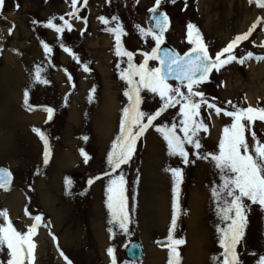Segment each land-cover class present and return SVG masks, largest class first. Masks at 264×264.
<instances>
[{
	"label": "rangeland",
	"instance_id": "374dc122",
	"mask_svg": "<svg viewBox=\"0 0 264 264\" xmlns=\"http://www.w3.org/2000/svg\"><path fill=\"white\" fill-rule=\"evenodd\" d=\"M154 7L156 0H76L75 6L73 0H3L0 166L11 170L15 180L12 187L0 190V212L6 211L13 227L23 233L36 223L33 217L41 215L32 236L34 260L26 264H68L69 261L112 264L109 248L113 249L117 264H169L170 258L174 259L168 247L170 231L173 239L185 241L177 246L180 264H222L223 248L217 228L226 224L217 215L212 196L213 187L221 183L219 170L210 156L197 158L192 145H186L185 150L194 162L184 164L181 157L169 155L163 135L155 127H149L136 141L130 161L112 173L117 176L122 171L126 180L127 232L119 227V221L112 217L107 206L108 177L104 175L110 171L107 156L120 134L123 109L129 104L125 92L131 87L126 79H121L122 72L126 75L129 69L128 57L118 56L117 47L132 53L133 67L144 63V53H151L156 47L152 36L144 35L150 9ZM157 10L169 20L160 48L167 46L182 55L190 52L195 47L188 40L187 26L191 23L199 30L213 59L259 20L248 40L233 50L237 60L219 71L214 69L208 80L193 90L203 92L208 103L230 111L232 105L264 107V60L238 62L249 51L254 56H264L261 47L264 8L249 0H161ZM101 16L109 22H102ZM53 17V23L58 25L68 21L71 30L65 27L62 33H57L46 27ZM117 25L123 28L119 45L111 31ZM43 43L52 48L51 53H45ZM61 44L70 48L71 54ZM85 66L88 71L84 70ZM38 67L48 83L35 80ZM148 67H158V60H149ZM134 80L138 81L139 77ZM181 90L187 94L186 86ZM141 96L142 111L155 112L162 106L158 94L143 89ZM47 107L54 109L50 120ZM179 109L180 105L168 109L153 124L170 126L176 122L177 134L182 137ZM198 119L207 127V131L201 129L198 133L201 156L218 154L223 129L231 124L232 118L223 112L217 115L214 108L204 104ZM34 129L47 136L50 149L47 164L44 141ZM252 132L264 142V121L246 126L245 138L250 150L255 143ZM81 150L90 157L87 163ZM176 167L182 170V180L173 230L174 178L169 169ZM97 176L100 179H95ZM89 179L94 180L91 185ZM68 180L70 185L66 183ZM16 193L21 196L20 201L12 200ZM247 219L237 251L241 264H256L264 254V211L258 205H251ZM4 223V217L0 216V224ZM132 241L144 248L143 258L138 262L130 261L125 254ZM9 258L4 245L0 264H7Z\"/></svg>",
	"mask_w": 264,
	"mask_h": 264
},
{
	"label": "snow or ice",
	"instance_id": "6c2138e0",
	"mask_svg": "<svg viewBox=\"0 0 264 264\" xmlns=\"http://www.w3.org/2000/svg\"><path fill=\"white\" fill-rule=\"evenodd\" d=\"M86 2V0H85ZM175 2V0H173ZM250 3H256L260 8H264V0H249ZM76 0H73L75 6ZM161 4V0H156V7L150 9L155 19V29H148L144 35H151L155 40L156 47L152 49L151 53H144L145 60L143 64L138 67L132 66V53L122 52L117 47V55H127L129 62V69L125 75L121 74V79H126L131 86L125 95L128 97L129 104L123 109L124 117L121 120L120 134L113 141L112 149L107 156V166L110 171L104 173L108 177L107 194H108V208L114 219L119 221V227L127 232L129 213L127 208L126 196V180L121 171L119 175L113 176L121 165L127 164L134 151L136 141L142 136L149 127H155L156 131L163 135L167 142L169 155L179 156L184 164H188L189 152L185 150V146L190 144L196 149L194 155L197 158L208 159L209 156L214 162V166L219 170L221 183L212 189V196L217 204V215L220 217L225 227H218L217 231L220 233V246L223 248L222 264H241L237 246L244 238V231L248 223L247 213L251 210V205H258L264 211V142L257 139L256 133L252 132V139L255 142L250 150V145L245 138L246 126H250L255 121H264V107L254 108L248 106L246 108L232 105L233 110L222 109L216 107L215 104H210L205 98V94L201 91H194V86L199 85L208 80L210 73L215 69L219 71L221 67L237 60L233 54V50L243 41L248 40L249 36L256 29L257 24L254 23L248 32L237 35L221 52H218L213 59L204 44L199 30L195 29V25L189 23L188 40L189 43L195 45L190 52L180 56L175 52L164 53L163 57L158 55L160 45L163 42V33L168 27V17L164 13H158L157 9ZM3 5V0H0V7ZM19 7V5H17ZM74 15V13H69ZM55 18H50L46 27L54 29L57 33H62L65 27L71 30V24L68 21L64 25L53 23ZM64 20V17H60ZM99 19L107 24L109 21L101 16ZM117 17H112L116 20ZM195 29V36L193 31ZM116 34L117 45L120 44V36L123 28L117 25L116 28L111 29ZM143 32V30H141ZM64 47V51L71 54V49ZM45 53H51L52 48L43 43ZM264 47V45H261ZM226 58H222L225 57ZM76 58V57H74ZM255 58L257 61L264 60V56H254L252 52H248L245 57L239 58L238 62L244 64L245 60ZM149 60H159L160 67L149 68ZM85 71L88 67L85 66ZM139 77L135 81V77ZM177 80L180 84L173 87L168 83L169 78ZM71 79V77H69ZM35 80L37 82L48 83L41 76L40 68L35 72ZM187 88V94L181 89ZM146 89L150 93L158 94L162 101V106L152 111H142L140 105L143 101L141 91ZM199 97L197 101L194 99ZM28 104V93L25 92V105ZM207 104L208 108H214L215 113L219 115L221 112L227 117L232 118L229 126L223 129V137L219 142V153H208L201 156L199 150L202 145L198 137L201 129L207 131V127L200 116V109L202 105ZM180 105L179 120L180 130L183 136L177 134V123L172 122L154 125L153 122L161 117L170 108H175ZM30 107V106H29ZM48 113V119H52L54 109L51 107L45 108ZM146 121V122H145ZM45 144L44 163L47 164L50 154L47 136L39 129H34ZM87 140V137H84ZM84 156V162L87 163L89 156L81 150ZM174 178V202H173V217L172 229L174 230L177 223L176 210L178 209V188L182 180V170L179 167L169 169ZM11 173L6 169H0V187H5L10 183ZM95 179H100L99 176ZM93 179L88 180L91 185ZM67 184H71L68 180ZM246 201L250 203H246ZM6 223L0 224V250L6 245L9 250V259L7 264H26V261L34 260L33 250L35 245L32 242V236L36 233L37 228L42 220L41 215H36L33 219L36 223L32 224L26 233L17 231L8 219L6 211L0 212ZM168 240L170 241L168 247L170 249L169 264H180L179 252L177 246L185 243L183 239H173L172 231L169 232ZM109 256H112V264H117L113 255V249H108ZM63 255V253H61ZM67 260V257H65ZM68 264H71L69 261ZM256 264H264V254H261L256 261Z\"/></svg>",
	"mask_w": 264,
	"mask_h": 264
},
{
	"label": "water",
	"instance_id": "95a60500",
	"mask_svg": "<svg viewBox=\"0 0 264 264\" xmlns=\"http://www.w3.org/2000/svg\"><path fill=\"white\" fill-rule=\"evenodd\" d=\"M158 13H163L162 11H159L157 10ZM155 19H153V13H151L149 15V19L146 21V26L148 29H155ZM164 35V34H163ZM168 51V52H175L174 50H172L171 48L169 47H162L160 50H159V56L160 57H163L164 56V53ZM177 53V52H175ZM180 55V54H179ZM181 56V55H180ZM159 67H160V63H159ZM171 82H177V83H180L179 81L177 80H174L172 79L171 77L169 78L168 80V83H171ZM0 169H6V168H2L0 167ZM8 170V169H6ZM8 172H10L8 170ZM11 173V172H10ZM13 182V175L11 174V179H10V183L7 184L5 187H0V189H6V188H9L11 186ZM125 254L127 256V258L132 261V262H138L140 260H142L143 258V249H142V246L140 243L138 242H132L131 244H129V246L126 248L125 250Z\"/></svg>",
	"mask_w": 264,
	"mask_h": 264
},
{
	"label": "bare ground",
	"instance_id": "6f19581e",
	"mask_svg": "<svg viewBox=\"0 0 264 264\" xmlns=\"http://www.w3.org/2000/svg\"><path fill=\"white\" fill-rule=\"evenodd\" d=\"M111 101H112V99H111ZM114 103H113V101H112V105H113ZM108 108H110L111 109V106H109ZM106 122V124L107 125H111V122L110 121H105ZM208 193H210L209 191H208ZM12 200H18V201H20L21 200V196L18 194V193H16V194H14L12 197ZM45 198H46V196H45ZM47 200V199H46ZM47 204H49L50 205V203H48L47 202ZM195 204V203H194ZM195 207H196V205H195ZM195 230V229H194ZM193 243H196L195 241L193 242Z\"/></svg>",
	"mask_w": 264,
	"mask_h": 264
}]
</instances>
